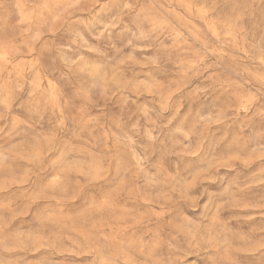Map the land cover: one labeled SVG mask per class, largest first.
Wrapping results in <instances>:
<instances>
[{"label": "rangeland", "instance_id": "374dc122", "mask_svg": "<svg viewBox=\"0 0 264 264\" xmlns=\"http://www.w3.org/2000/svg\"><path fill=\"white\" fill-rule=\"evenodd\" d=\"M0 264H264V0H0Z\"/></svg>", "mask_w": 264, "mask_h": 264}]
</instances>
